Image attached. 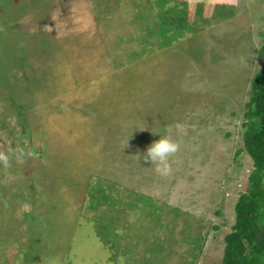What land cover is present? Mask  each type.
Wrapping results in <instances>:
<instances>
[{
    "label": "rangeland",
    "instance_id": "1",
    "mask_svg": "<svg viewBox=\"0 0 264 264\" xmlns=\"http://www.w3.org/2000/svg\"><path fill=\"white\" fill-rule=\"evenodd\" d=\"M263 44L264 0H0V264H222Z\"/></svg>",
    "mask_w": 264,
    "mask_h": 264
},
{
    "label": "trees",
    "instance_id": "2",
    "mask_svg": "<svg viewBox=\"0 0 264 264\" xmlns=\"http://www.w3.org/2000/svg\"><path fill=\"white\" fill-rule=\"evenodd\" d=\"M261 54L264 58V44ZM246 106L243 141L253 169L247 190L234 205V224L224 237L222 264H264V62L251 81Z\"/></svg>",
    "mask_w": 264,
    "mask_h": 264
},
{
    "label": "clouds",
    "instance_id": "3",
    "mask_svg": "<svg viewBox=\"0 0 264 264\" xmlns=\"http://www.w3.org/2000/svg\"><path fill=\"white\" fill-rule=\"evenodd\" d=\"M159 139L154 141L147 147L143 160L147 163L157 165V171L161 175H167L171 171L170 157L179 150V145L170 135H159ZM4 163H7V157L0 158Z\"/></svg>",
    "mask_w": 264,
    "mask_h": 264
}]
</instances>
